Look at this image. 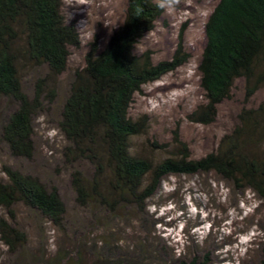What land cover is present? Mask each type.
Returning a JSON list of instances; mask_svg holds the SVG:
<instances>
[{
	"label": "trees",
	"instance_id": "1",
	"mask_svg": "<svg viewBox=\"0 0 264 264\" xmlns=\"http://www.w3.org/2000/svg\"><path fill=\"white\" fill-rule=\"evenodd\" d=\"M63 1L0 0V98L14 107L0 124V141L15 157L32 156L33 118L43 109L44 97L50 102L55 98L54 83L67 68L70 48L80 46L76 26L62 13ZM162 10L154 0H127L121 25L103 48L93 42L84 66L73 73L59 128L67 141L64 159L73 165L71 184L78 205L92 213L108 212L109 218L128 208L144 213L163 177L198 172H214L264 201V103L242 109L239 123L202 158H191L186 146L183 153L158 162L131 152V139L143 131L141 123L128 116L134 93L185 61L183 57L152 65L150 57L134 51ZM205 36L198 70L207 103L196 118L208 124L236 79L246 81L248 97L264 88V0H218L205 23ZM28 66L45 72L36 79L32 94L22 85V69ZM78 161L88 162L92 171L85 174L75 166ZM2 171L6 178H0V208L5 210L0 242L19 264H150L151 247L136 236L131 252L138 257L120 254L121 245L107 237L88 245L58 246L48 257L28 253L26 232L16 225L15 206L25 205L58 232H66L65 204L55 187L47 188L12 167ZM198 258L180 264H195ZM159 261L156 264H177L172 258Z\"/></svg>",
	"mask_w": 264,
	"mask_h": 264
},
{
	"label": "rangeland",
	"instance_id": "2",
	"mask_svg": "<svg viewBox=\"0 0 264 264\" xmlns=\"http://www.w3.org/2000/svg\"><path fill=\"white\" fill-rule=\"evenodd\" d=\"M217 2L180 0L178 6L163 9L154 28L136 43L135 53L150 57L152 65L183 57L185 61L134 93L128 116L139 121L143 131L131 139L132 153L158 162L186 146L191 158H202L216 150L221 138L239 123L242 109H255L264 103V88L248 97L246 81L238 78L229 97L217 106L212 122L196 118L207 103L198 66L206 43L205 23ZM126 7L127 0L63 1L62 13L76 26L80 46L70 48L67 68L54 83L55 98L50 102L44 97L43 109L33 118L32 156L15 157L0 141V178H6L5 166L12 167L37 178L47 188L55 187L65 204L66 232H58L25 205L15 206L16 225L28 239L25 250L48 257L58 246L71 248L74 242L88 245L92 239L107 237L121 245L120 254L138 257L139 253L131 251L135 238L142 237L151 247L150 264L160 262L159 258L164 263L172 258L180 264L193 257H199L195 264H263L264 201L248 188L237 190L214 172L166 175L147 199L144 213L128 208L126 213L109 218L108 212L92 213L78 205L71 184L73 165L66 163L62 153L67 143L59 128L62 104L73 73L84 66L91 44L104 47L121 25ZM43 73L37 67L22 69V85L28 94ZM13 110L11 102L0 98V124ZM75 166L85 174L92 171L85 161ZM4 213L0 208V216ZM15 258L0 242V264H19Z\"/></svg>",
	"mask_w": 264,
	"mask_h": 264
},
{
	"label": "clouds",
	"instance_id": "3",
	"mask_svg": "<svg viewBox=\"0 0 264 264\" xmlns=\"http://www.w3.org/2000/svg\"><path fill=\"white\" fill-rule=\"evenodd\" d=\"M158 7L162 9H170L172 7L178 6L180 0H157Z\"/></svg>",
	"mask_w": 264,
	"mask_h": 264
},
{
	"label": "bare ground",
	"instance_id": "4",
	"mask_svg": "<svg viewBox=\"0 0 264 264\" xmlns=\"http://www.w3.org/2000/svg\"><path fill=\"white\" fill-rule=\"evenodd\" d=\"M165 88V87H164ZM164 88H162V89H164Z\"/></svg>",
	"mask_w": 264,
	"mask_h": 264
}]
</instances>
